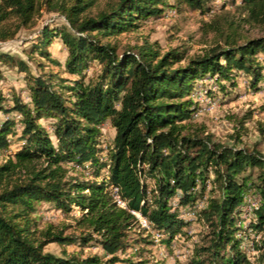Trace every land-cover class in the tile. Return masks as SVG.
Wrapping results in <instances>:
<instances>
[{
  "label": "trees",
  "instance_id": "obj_1",
  "mask_svg": "<svg viewBox=\"0 0 264 264\" xmlns=\"http://www.w3.org/2000/svg\"><path fill=\"white\" fill-rule=\"evenodd\" d=\"M217 1L117 0L93 15L98 0H0L2 41L30 26L42 6L65 17L68 25L41 30L29 56L38 51L61 66L47 49L60 38L68 49L64 70L74 75L34 74L24 59L0 50V63L25 72L29 92L27 100L14 91L4 105L0 91L6 115L0 152L15 145L0 162V264H164L144 258L154 241L131 210L147 217L171 245L186 238L191 222L181 209L205 196L196 220L208 230L189 264H264V152L245 144L246 119L234 124L231 145L215 141L197 123L201 105L192 97L199 87L211 97L238 94L240 78L253 89L264 87V36L244 37L228 13L216 12L202 29L218 38L194 55L182 46L163 51L148 39L120 51L113 41L164 16L167 8L186 5L206 16ZM219 1L222 8L228 4ZM238 8L242 21L264 22V0H241ZM93 62L100 70L88 78ZM106 121L116 131L110 143L102 139ZM117 187L128 208L116 201ZM247 192L261 203L242 224ZM41 202L65 212L78 208L81 235L52 227L37 235L33 214ZM50 243L101 252L56 255L46 251Z\"/></svg>",
  "mask_w": 264,
  "mask_h": 264
},
{
  "label": "rangeland",
  "instance_id": "obj_2",
  "mask_svg": "<svg viewBox=\"0 0 264 264\" xmlns=\"http://www.w3.org/2000/svg\"><path fill=\"white\" fill-rule=\"evenodd\" d=\"M115 1L117 0H98L89 13L94 15L109 2L113 3ZM170 1L175 3L176 0ZM240 3L241 0H235V2L228 0L227 6L222 8L218 0L212 8L216 11H209L206 16L199 10L192 9L186 5H182L179 8L170 7L167 8L164 16L145 21L136 31L122 34L114 38L113 41L119 44L120 51L130 46L140 45L148 39L151 42H157L163 51L182 46L189 50V55H194L212 45L218 38L216 33H206L202 29L203 21L211 19L210 15L216 12H218L216 15H226L228 13V22L232 21L236 30L244 37L255 38L264 36V22L252 21L246 23L241 20L242 8H238ZM228 22L225 24L226 33L229 31L227 28ZM47 25L54 28L68 25V22L60 12L50 11L45 6H42L30 26L22 27L12 39L0 40V50L10 52L24 59L34 74L43 70L53 71L62 77H74V75L64 70L68 49L60 38L53 39L47 49L52 54V57L61 62V66L53 64L38 51L29 56L33 45L38 43L41 30ZM99 70L100 65L98 62L91 63V67L87 70L88 78L95 76ZM25 75V72L20 71L17 66L0 63V91L5 97L4 105L10 104L14 91L29 100ZM240 81L238 94L233 92L227 98H222L223 96L220 93L218 96L211 97L199 87L192 94V97L201 105V109L195 115V119L197 123L206 126V129L214 135L215 141H221L226 145L233 143L234 124L237 121L246 119L247 134L245 135V144L250 148H257L264 152V87L257 90L248 86L249 84L244 78H240ZM203 82L211 83L212 88L217 89L210 79L203 80ZM211 103H216V106L212 108ZM5 116V113L0 111V121ZM102 131V139L110 143L116 131L109 121L103 123ZM14 147L15 145L7 152H0V162L5 161L9 157L12 150L14 151ZM72 175H80V171L72 172ZM80 215L81 212L76 207H73L71 212H65L48 202L37 203V211L33 214L37 222L33 229L37 230V235L47 227H52L55 231L63 230L65 235H81L83 229L77 224V219ZM245 222L247 223L248 221ZM207 230L208 228L205 227L203 222L192 220L188 225L186 235L183 234L182 236L186 237L184 240L181 237L179 239L176 238L171 245L163 242L162 250L151 245L148 247L149 250H145L143 253L144 258L152 261L159 260L164 262V264H189L194 248L199 246V241H201L202 235ZM45 249L56 255H63L64 251L80 253L83 256L101 252L97 247H81L78 244L60 245L58 243H50Z\"/></svg>",
  "mask_w": 264,
  "mask_h": 264
},
{
  "label": "built area",
  "instance_id": "obj_3",
  "mask_svg": "<svg viewBox=\"0 0 264 264\" xmlns=\"http://www.w3.org/2000/svg\"><path fill=\"white\" fill-rule=\"evenodd\" d=\"M215 9H212L211 12H215ZM211 14V13H210ZM207 97V95H205ZM208 98V97H207ZM212 108L216 106V103H211ZM20 116L18 115V118ZM211 183L208 181V187H210ZM118 187L115 188V198L118 204L124 208H128V205L126 201L122 200L120 195L118 194ZM261 203L260 197L253 195L251 192H247L245 194L244 204L242 206L244 219L240 223H246L245 221L251 220L255 216V212L258 209L259 205ZM174 204H177L175 201ZM206 196L198 201L194 205H188L186 207H183L181 209V214L183 218L186 220H196L197 216L199 214V211L206 207ZM131 212L137 216L139 223L143 229L147 231L152 237V240L154 241L155 248H159L160 250L163 249V239L165 237V234L163 232L155 230L151 223L149 222L148 218L142 215L140 211L131 210ZM248 223V222H247ZM240 236L242 233L239 234Z\"/></svg>",
  "mask_w": 264,
  "mask_h": 264
}]
</instances>
